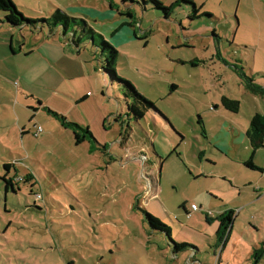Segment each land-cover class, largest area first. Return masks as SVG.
Listing matches in <instances>:
<instances>
[{
  "label": "rangeland",
  "instance_id": "1",
  "mask_svg": "<svg viewBox=\"0 0 264 264\" xmlns=\"http://www.w3.org/2000/svg\"><path fill=\"white\" fill-rule=\"evenodd\" d=\"M13 1L34 19L60 8L98 34L93 42L85 30L80 47L71 41L77 66L71 76L56 66L55 75L25 56L41 30L0 24V264H264L251 258L264 243V172L246 165L253 157L264 169V148L254 150L247 135L251 117L264 114V95L247 79L264 86V0H195L203 5L196 19L189 3L166 17L122 0ZM99 34L120 51L118 77L158 111L135 119L134 98L102 68ZM223 96L239 100V111L226 109ZM44 106L98 143L77 144ZM229 210L224 245L216 217ZM144 211L193 247L175 253Z\"/></svg>",
  "mask_w": 264,
  "mask_h": 264
},
{
  "label": "trees",
  "instance_id": "2",
  "mask_svg": "<svg viewBox=\"0 0 264 264\" xmlns=\"http://www.w3.org/2000/svg\"><path fill=\"white\" fill-rule=\"evenodd\" d=\"M122 2L128 7H130L129 4H127L128 2L141 3L143 5L152 4L154 7L162 10L166 17H170L172 12L177 6H180L183 3H189L193 6V13L190 14L189 16L191 19L198 18L201 14L200 9L202 8V6H198L194 0H176L172 2L170 5H165L161 0H122ZM111 3L113 4V0H111ZM0 10L5 13V19L0 20V24H9L11 26H15L19 28L27 27L34 31L43 30L46 25L48 26V29L51 32L61 28L62 36H66L68 34L72 35L71 41L76 47H80L81 44L84 42L83 36H85L84 35V33H86L85 30L91 31L90 28L93 29L92 34L89 35L93 42L96 41L95 35L98 34L94 30V28L88 24V22L86 21L83 22L82 20L71 16L66 11L61 10L60 8H58L51 15L50 18H36V19L29 18L24 13H22L18 9L17 5L14 3L13 0H0ZM127 15L130 16L131 18L134 17V13L131 8H129ZM73 21H75L76 25H78L76 26L78 27V30L74 28L73 31H70V24ZM81 21L85 28L81 25ZM129 24H132V22H129ZM79 29L81 30V35L77 37ZM99 36L101 37L102 42L97 44V47L101 48L102 54L104 56V62L102 68L109 75L111 82L118 81L119 83H122L127 90L125 92L126 95L129 96L131 94L132 97L134 98V101L128 103V108L129 111L134 115L135 119L139 120L144 118L146 113L150 109H156L155 103L149 100L148 98H146L144 95H142L136 89V87L131 81L124 80L118 77L116 67L118 65L117 63H118L120 51L118 50L117 47L113 46L109 41H106L103 35L99 34ZM11 48L15 52L14 47L11 46ZM262 74L264 77V72ZM247 79L251 83L250 90L264 95V86L257 84L253 77ZM40 104H42L41 101ZM222 104L228 110H231L233 112L239 111L240 101L237 99H232L227 96H223ZM44 108H46L48 112L52 114L54 117H56L64 127H68L73 130L77 144H80L85 140L90 141V139L95 141L96 144L98 143L89 128L82 127L77 123L71 122L70 120H68V118L65 115L52 110L48 106H44ZM247 135L250 140L251 146L253 147L254 150H257L259 148H264V114L256 113L251 117L250 126L247 130ZM252 159L253 157L249 160V162L246 163V165L249 166L250 168H257L261 172H264V169L255 166ZM10 166H11L10 163L5 164V168L8 171L10 170ZM7 173L8 172H6L5 175L3 176V179L6 182V187L8 188L9 186H12L13 189H15L14 178L7 177ZM38 194L40 193L36 194V198ZM144 216H145V220L147 221L151 229L166 233V235L174 243L173 251L175 253L183 249H186L188 247H193L192 245H189L186 242H176L175 240H173L172 228L168 226L166 223H164L159 217L151 214L148 211H144ZM208 219H210L209 216ZM216 219L220 223V226L217 230V238L221 243H224L225 245V243L229 240L230 234L233 229L235 211L229 210L223 212L222 214L217 216ZM263 256H264V243L262 244V246L254 250L251 258H253L256 263H259L262 260Z\"/></svg>",
  "mask_w": 264,
  "mask_h": 264
},
{
  "label": "crops",
  "instance_id": "3",
  "mask_svg": "<svg viewBox=\"0 0 264 264\" xmlns=\"http://www.w3.org/2000/svg\"><path fill=\"white\" fill-rule=\"evenodd\" d=\"M195 1V0H194ZM203 7V5H202ZM42 31V35H39L38 41L42 40L38 44H30V50L25 53V56H37L40 60V63L45 69L51 70L55 75H58V72L53 70L54 67L59 66L64 69L67 75H70L72 72V66L75 65L76 57L72 55V47L70 35L62 36L60 31L56 30L51 32L50 30H46L45 28ZM6 42V41H5ZM4 43V42H2ZM80 68L83 72L80 78L85 79L87 81L88 77L84 72L83 65H80ZM73 77V76H72ZM20 78L23 79V73L20 74ZM84 94V96L80 99L76 100V103H84L89 100L91 95ZM104 94V92H102ZM43 100V97H38ZM43 105V104H42Z\"/></svg>",
  "mask_w": 264,
  "mask_h": 264
},
{
  "label": "built area",
  "instance_id": "4",
  "mask_svg": "<svg viewBox=\"0 0 264 264\" xmlns=\"http://www.w3.org/2000/svg\"><path fill=\"white\" fill-rule=\"evenodd\" d=\"M42 130H43L42 126L38 125L37 126V131L41 132ZM37 197L40 199L41 198V194H38ZM198 209H199V207L196 204H192L191 211H196Z\"/></svg>",
  "mask_w": 264,
  "mask_h": 264
}]
</instances>
